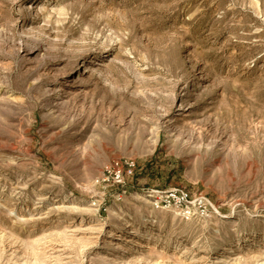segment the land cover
Instances as JSON below:
<instances>
[{"label":"rangeland","instance_id":"374dc122","mask_svg":"<svg viewBox=\"0 0 264 264\" xmlns=\"http://www.w3.org/2000/svg\"><path fill=\"white\" fill-rule=\"evenodd\" d=\"M113 209L138 264H264V0H0V264H122Z\"/></svg>","mask_w":264,"mask_h":264},{"label":"built area","instance_id":"2783aa9c","mask_svg":"<svg viewBox=\"0 0 264 264\" xmlns=\"http://www.w3.org/2000/svg\"><path fill=\"white\" fill-rule=\"evenodd\" d=\"M136 173L137 164L133 159H118L105 168L97 182L105 189L125 188ZM153 195L157 208L181 209L185 214H191L193 210L202 212L209 210V204L205 197L192 196L191 192L185 188L167 192L155 191Z\"/></svg>","mask_w":264,"mask_h":264},{"label":"bare ground","instance_id":"6f19581e","mask_svg":"<svg viewBox=\"0 0 264 264\" xmlns=\"http://www.w3.org/2000/svg\"><path fill=\"white\" fill-rule=\"evenodd\" d=\"M34 1V0H33ZM36 1V0H35ZM40 1V0H39ZM37 3V2H36ZM39 7V6H38ZM28 48H30L29 44L27 45ZM27 48V49H28ZM36 49V47H35ZM32 50V49H31ZM30 49H28V53L31 51ZM113 214H115L119 220L122 223V226L120 227V231L119 233L115 236V240H114V249L118 252V251H125V253L123 254L124 256H126V259L122 262V264H138V262L140 263L141 260L140 259H134V258H129L127 257L129 253H132L136 250V246H138V244H140V238H135L132 239V243L134 244V247L131 246L130 244L126 247H124L123 242L129 237V234L132 230L137 231V222L139 220H136L134 222H130L127 221L125 219V217L118 212L116 209L112 210ZM140 222V221H139ZM143 238H146V236L143 235ZM131 246V247H130ZM121 249V250H120ZM121 264V263H120Z\"/></svg>","mask_w":264,"mask_h":264}]
</instances>
